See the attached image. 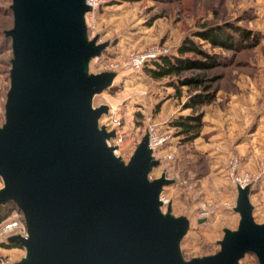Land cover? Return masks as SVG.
<instances>
[{"label": "water", "instance_id": "water-1", "mask_svg": "<svg viewBox=\"0 0 264 264\" xmlns=\"http://www.w3.org/2000/svg\"><path fill=\"white\" fill-rule=\"evenodd\" d=\"M9 90L0 127V205L22 213L27 238L10 237L25 256L15 264H264V223L253 219L249 187L238 188V228L219 251L184 261L179 245L189 222L162 212L172 184L145 135L127 164L98 127L107 106L92 107L115 73L88 74L108 43L88 39L84 0H11Z\"/></svg>", "mask_w": 264, "mask_h": 264}, {"label": "rangeland", "instance_id": "rangeland-1", "mask_svg": "<svg viewBox=\"0 0 264 264\" xmlns=\"http://www.w3.org/2000/svg\"><path fill=\"white\" fill-rule=\"evenodd\" d=\"M107 4L103 13L96 16V34L103 43H108L107 51L103 58L91 60L88 74L101 73L102 61L120 62L132 51L157 45L172 51L185 36L209 27L232 24L251 31L258 38V45L236 53L232 61L231 53L211 48L199 38H193L223 63L210 72L212 76L220 77L213 84L217 88L216 98L201 109L202 128L199 137L192 142L184 143L183 137H178V131L171 126L177 116L192 115L190 109L183 110L191 93L187 88H182V95L176 97L167 80L154 81L142 69L123 70L115 75L109 89L92 99L93 108L101 105L108 108L98 125L106 124L108 114H111L113 122L121 126L123 144L114 153L124 164L141 143L149 124L159 133L170 135L169 142L154 154L158 165L149 179L165 174L172 181L163 189L168 203L161 209L165 213L170 204L174 217L183 216L189 222L179 245L183 260L212 256L220 249L224 231H235L240 220L235 212L238 193L230 177L232 158L239 161V173L257 175L244 170L247 163L237 151V136L241 130L238 108L245 100L244 95L254 104L260 99L258 104L264 106V0H108ZM10 5L11 0H0V9ZM12 26L13 16L0 10V127L4 123L12 59L11 42L4 43L1 32ZM168 156L172 158L169 160ZM259 182L258 179L252 188L249 187V199L255 223L263 224L264 207L259 196L254 197ZM2 186L0 179V189ZM16 210L20 215L18 218L24 220L22 213ZM6 220L13 221L14 214L0 223V229ZM11 243L0 236V264H15L25 256L22 247H4ZM239 264H258V261L247 254Z\"/></svg>", "mask_w": 264, "mask_h": 264}, {"label": "trees", "instance_id": "trees-1", "mask_svg": "<svg viewBox=\"0 0 264 264\" xmlns=\"http://www.w3.org/2000/svg\"><path fill=\"white\" fill-rule=\"evenodd\" d=\"M158 1L166 2L169 0ZM107 5L101 7L97 14H102ZM0 10L2 13L12 15L10 7H4ZM5 32V30L1 32L4 43L11 42L10 38L5 36ZM194 37L207 43L211 48H218L231 53L230 61L234 59L236 53H241L258 45V38L251 31L242 27L232 26V24L209 27L195 32L192 36H185L172 51L149 60L143 65L142 70L150 79L154 81L167 80L168 87L173 89L176 97L182 95V88H187L191 92L184 103L183 110L190 109L192 115H179L171 123V126L178 131L176 135L183 137L184 143L192 142L200 135L203 119L201 109L215 100L217 88L213 87V84L220 79L219 76H212L210 72L219 68L223 63L217 55L210 54L200 44L194 42ZM16 209L12 202L0 205V223ZM8 246L9 248L20 247L15 243L4 247Z\"/></svg>", "mask_w": 264, "mask_h": 264}, {"label": "built area", "instance_id": "built-area-1", "mask_svg": "<svg viewBox=\"0 0 264 264\" xmlns=\"http://www.w3.org/2000/svg\"><path fill=\"white\" fill-rule=\"evenodd\" d=\"M85 4L90 8V10L85 14V25L87 28L88 39L98 38L97 43H103L100 39V36L96 34L98 31L96 29V16H98V10L107 4L108 0H84ZM169 52L168 48L165 46H152L146 48L141 51H132L127 53L124 57L121 58L120 62H107L102 61L100 72H110L115 73L116 75L123 70H131V71H139L142 69L143 65L149 61L156 59L160 56H163ZM103 58V55L100 57L94 58L93 60ZM109 113V112H108ZM111 114H108V121L106 124H99L98 127H104L106 132H114L115 137L107 140V145L109 147H115L118 149L123 144V133L121 132V126L117 122H113ZM146 135L148 136V147L152 151V156H154L156 150L165 144H167L170 140V135L167 133H159L154 125L149 124L146 128ZM115 154V153H114ZM169 160L172 158L171 156L167 157ZM230 177L235 185L236 190L238 188L244 189L246 187L252 188L255 185L257 180L259 179V175L239 173L238 166L239 161L237 158H232L230 163ZM163 207L168 203L166 198L163 196V191L159 197ZM14 220L13 221H5L1 225L0 236L3 237L7 242H9V238L16 236L27 238V229L23 219H19V212L15 210L13 212Z\"/></svg>", "mask_w": 264, "mask_h": 264}, {"label": "crops", "instance_id": "crops-1", "mask_svg": "<svg viewBox=\"0 0 264 264\" xmlns=\"http://www.w3.org/2000/svg\"><path fill=\"white\" fill-rule=\"evenodd\" d=\"M243 97L245 100L238 108L241 130L237 136V151L243 157V162L247 163L244 170L259 175L260 182L254 189V197L259 196V202L264 207V106L258 104L260 99L254 104L245 95ZM262 214L264 218V211Z\"/></svg>", "mask_w": 264, "mask_h": 264}]
</instances>
